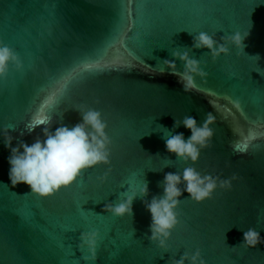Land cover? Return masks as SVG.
I'll list each match as a JSON object with an SVG mask.
<instances>
[{
	"label": "water",
	"instance_id": "1",
	"mask_svg": "<svg viewBox=\"0 0 264 264\" xmlns=\"http://www.w3.org/2000/svg\"><path fill=\"white\" fill-rule=\"evenodd\" d=\"M200 31L217 40L249 35L244 51L221 41L229 51L213 60L192 47ZM0 40L18 49L24 65L0 78V127L16 126L13 146L32 143L42 127L79 122L76 108L100 111L112 139L109 164L46 198L11 185L0 137V264H169L197 248L206 264H264V243L239 246L249 227L264 237V0H0ZM174 51H188L206 73L194 77L192 91L163 64L175 60L183 71ZM256 54L258 63L249 56ZM207 113L215 116L214 136L197 162L167 152L163 128L187 139L190 130L173 129L175 119L199 124ZM186 167L231 186L202 203L183 192L180 224L163 253L147 239L143 201L163 194L165 173ZM143 179L149 194L133 200L132 216L104 211ZM92 230L94 251L80 241Z\"/></svg>",
	"mask_w": 264,
	"mask_h": 264
},
{
	"label": "clouds",
	"instance_id": "2",
	"mask_svg": "<svg viewBox=\"0 0 264 264\" xmlns=\"http://www.w3.org/2000/svg\"><path fill=\"white\" fill-rule=\"evenodd\" d=\"M248 35L249 33L242 34L236 31L217 40L213 35L200 31L193 35L192 47L207 49L212 59L215 60L229 51L226 43L221 41L230 42L244 51L246 46L244 41ZM173 56L183 62V71L177 70L175 60H164L165 68L171 75L177 77L185 92L192 91L195 87L194 77L196 75L203 77L206 73L201 69L199 61L189 56L188 51L183 53L174 51ZM249 56L255 57L257 63L260 60L259 54ZM10 65H14L17 71H22L24 68L18 54L0 41V78L8 73ZM256 72L260 74V71ZM160 73L162 74L163 71ZM74 110L79 113V122L71 126L61 124L55 128L42 127L41 135H37L30 144L20 140L16 146H13L15 138L10 135V132L15 131L16 126L8 124L0 127V137L3 139L5 148L10 152L8 175L13 187L23 183L29 187V192L44 197L55 193L61 187L71 185L83 170L110 163L112 139L106 131L108 125L101 112L93 108ZM214 123L215 116L212 113H207L199 124L192 116L185 115L182 119H175L173 129L182 125L190 130L191 134L187 139L183 133L173 134L160 126L167 131V134H164L165 149L175 154L177 159L196 162L201 150L209 145L214 136L212 128ZM41 124H51V120L41 121L40 124H26L24 125L25 131L20 132V135L33 133ZM167 166L165 164L164 167ZM163 168L152 171H161ZM160 186L163 194L153 196L150 201L144 200L143 203L151 217L148 226L150 235H147V239L164 253L169 252L168 242L172 237V232L180 224L177 208L181 202L179 197L182 193L186 192L192 201L202 203L210 199L218 187L229 188L231 180L221 179L211 174L202 175L194 167H186L182 172L165 173ZM148 194V184L143 179L142 186L138 190L131 192L128 190L122 193L118 202L107 203L104 211L116 217L132 216L133 200L138 196L146 197ZM97 238L98 233L95 230L81 232V246L94 251ZM257 243H264V237L255 227H249L243 232V242L239 246L252 248ZM169 264H206V261L200 249L197 248L193 252L184 251L179 259L173 255Z\"/></svg>",
	"mask_w": 264,
	"mask_h": 264
},
{
	"label": "snow or ice",
	"instance_id": "3",
	"mask_svg": "<svg viewBox=\"0 0 264 264\" xmlns=\"http://www.w3.org/2000/svg\"><path fill=\"white\" fill-rule=\"evenodd\" d=\"M0 41H2L4 44H7L9 47H11L17 54H18V56L20 57V59H21V61H22V57H21V55H20V53H19V51H18V49L15 47V46H13V45H11V44H8L7 42H5V41H3V40H0ZM198 161V160H197ZM196 161V162H197ZM191 162V161H190ZM95 169V167H93V168H88V169H85V170H83L82 171V173H81V175L71 184V185H69V186H67V187H61L58 191H56L55 193H53V194H51V195H48V196H44V197H46V198H52V197H54V196H57V195H59L61 192H64V191H67L68 189H70L71 187H73L75 184H77V182L78 181H81V176H84V177H87V175L90 173V172H92L93 170ZM83 206V205H82ZM124 216H122V217H118V218H123ZM88 254H89V251H88Z\"/></svg>",
	"mask_w": 264,
	"mask_h": 264
}]
</instances>
